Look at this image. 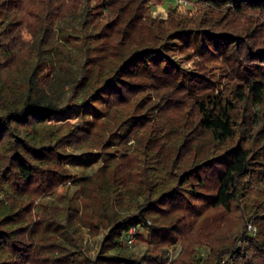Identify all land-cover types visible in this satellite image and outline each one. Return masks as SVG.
I'll use <instances>...</instances> for the list:
<instances>
[{"label":"trees","instance_id":"obj_1","mask_svg":"<svg viewBox=\"0 0 264 264\" xmlns=\"http://www.w3.org/2000/svg\"><path fill=\"white\" fill-rule=\"evenodd\" d=\"M161 1L0 0V264H264V0Z\"/></svg>","mask_w":264,"mask_h":264},{"label":"rangeland","instance_id":"obj_2","mask_svg":"<svg viewBox=\"0 0 264 264\" xmlns=\"http://www.w3.org/2000/svg\"><path fill=\"white\" fill-rule=\"evenodd\" d=\"M148 6L150 7L151 14L153 16L165 19L167 17V12L170 7H176V9L181 12L185 10L193 11L196 7V4L193 2L189 5L187 4L186 6H183L179 4L177 0H162L160 3L149 2ZM4 33H5L4 29L2 28V25L0 24V34L2 35ZM29 40H31V36L29 32L26 29H21L15 32L13 36L5 43V48L7 50H12L14 52H17L21 42L29 41ZM65 72H66L65 70L59 71L58 69H56V73L54 75L55 81L48 90V93L52 95L53 97H56L57 93L61 94L62 91H66V86L63 87L65 80H62L64 78L63 75L66 74ZM60 75H62V79L60 78ZM8 95H9V92L3 98H0V112L2 111L3 105L7 101ZM166 117L171 119L172 120L171 122L174 123L176 122L174 121V118L178 117L181 119V114L176 111H170V112H167ZM90 170L91 169H86L85 173L90 172ZM249 224H251L252 227H254V229L251 231L248 228ZM246 227H247V231L249 234H253L256 231V225L254 221H247ZM99 240H100V236L94 240L88 239L89 250L93 251V249H95V247L98 245ZM195 246H196L198 253H200L202 257H206L209 254L208 246L203 245V244H197ZM144 248H145V244L143 242L134 243L128 247V251L138 252V251H142ZM181 250H182V246L180 243H177L174 246H169L168 252H167L168 261L177 258ZM55 252H56V247L52 246L49 240H42V239L37 240L35 242L33 249L30 251V253L34 257L44 261L45 264H71V260L69 256L59 258L57 257ZM231 260H232V257L226 256L224 257L223 262L224 264H230Z\"/></svg>","mask_w":264,"mask_h":264},{"label":"built area","instance_id":"obj_3","mask_svg":"<svg viewBox=\"0 0 264 264\" xmlns=\"http://www.w3.org/2000/svg\"><path fill=\"white\" fill-rule=\"evenodd\" d=\"M177 1L179 2V4H181L183 6L187 5V1L186 0H177ZM248 228H249L250 231L254 229V227H252L251 224L248 225ZM134 231H135L134 227L130 228V230L128 231V243L132 242V236L131 235H133Z\"/></svg>","mask_w":264,"mask_h":264}]
</instances>
